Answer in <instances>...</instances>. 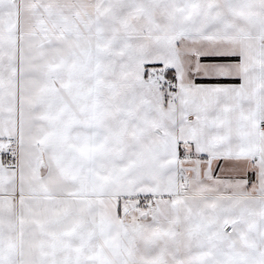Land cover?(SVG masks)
<instances>
[{
    "label": "snow or ice",
    "instance_id": "1",
    "mask_svg": "<svg viewBox=\"0 0 264 264\" xmlns=\"http://www.w3.org/2000/svg\"><path fill=\"white\" fill-rule=\"evenodd\" d=\"M0 264H264V0H0Z\"/></svg>",
    "mask_w": 264,
    "mask_h": 264
}]
</instances>
